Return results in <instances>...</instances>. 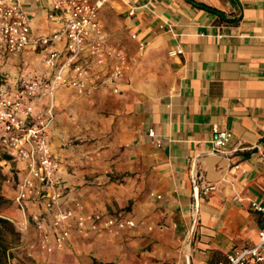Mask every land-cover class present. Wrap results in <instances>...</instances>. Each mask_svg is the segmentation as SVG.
Segmentation results:
<instances>
[{
	"label": "crops",
	"instance_id": "1",
	"mask_svg": "<svg viewBox=\"0 0 264 264\" xmlns=\"http://www.w3.org/2000/svg\"><path fill=\"white\" fill-rule=\"evenodd\" d=\"M3 1L25 11L33 36L57 26L47 16L52 0ZM106 2L114 27L100 18ZM103 3L99 19L110 45L131 58L130 68L118 92L58 91L50 145L62 207L76 200L79 212L138 224L118 235L74 234L36 261L226 264L227 254L257 243L264 225V214L250 207L264 203V0ZM42 69L31 46L0 54L6 84ZM63 103L68 112L59 111ZM214 128L232 133L231 151H211ZM70 138L80 141L64 147ZM197 175L214 189L203 194Z\"/></svg>",
	"mask_w": 264,
	"mask_h": 264
},
{
	"label": "built area",
	"instance_id": "2",
	"mask_svg": "<svg viewBox=\"0 0 264 264\" xmlns=\"http://www.w3.org/2000/svg\"><path fill=\"white\" fill-rule=\"evenodd\" d=\"M102 5L103 0H52L47 16L56 28L49 35L33 36L25 11L0 0V54L17 55L31 46L43 63L39 73L16 77L10 84L0 79V153H12L8 154L10 159L0 161V166L17 163L12 200L22 216L19 229L33 225L45 252L66 247L74 234L106 231L118 235L138 224L132 218L79 212L76 200L71 206L62 207L66 196L56 180L59 162L50 145L58 91L71 89L79 96L99 89L118 92L117 83L130 68L131 58L110 45L99 19ZM132 13L130 10L129 14ZM178 52L180 49L176 48L169 53ZM231 139L230 131L214 128L211 151H231ZM9 173L13 179L12 172ZM194 183L202 185L203 194L214 189V185L203 184L200 175L194 177ZM31 205L38 210L29 212ZM250 207L264 214V203L250 201ZM226 264H264V225L258 232L257 243L227 254Z\"/></svg>",
	"mask_w": 264,
	"mask_h": 264
},
{
	"label": "rangeland",
	"instance_id": "3",
	"mask_svg": "<svg viewBox=\"0 0 264 264\" xmlns=\"http://www.w3.org/2000/svg\"><path fill=\"white\" fill-rule=\"evenodd\" d=\"M108 4L106 2L102 7L100 18L102 22L104 21V23L108 24L106 27H114V11L111 7H106ZM59 107V111L68 112L65 103L60 104ZM63 127H66V123H64ZM79 141L78 138H70L64 147L69 144H77ZM8 151V154H12L11 150ZM16 168L17 163L14 161L5 164L4 167L0 166V217L6 219L9 223L1 225V239L6 247L5 264H39L36 261L37 257L49 255L54 251H43L40 245V238L33 225L30 224L26 230L19 229L18 212L12 200L17 182V176L14 173ZM9 171L12 172L13 179ZM8 178L10 181H7Z\"/></svg>",
	"mask_w": 264,
	"mask_h": 264
},
{
	"label": "trees",
	"instance_id": "4",
	"mask_svg": "<svg viewBox=\"0 0 264 264\" xmlns=\"http://www.w3.org/2000/svg\"><path fill=\"white\" fill-rule=\"evenodd\" d=\"M10 156L6 153H0V161L1 160H8ZM9 224L8 221L4 218L0 217V264H5V257H6V247L2 243L1 239V225Z\"/></svg>",
	"mask_w": 264,
	"mask_h": 264
}]
</instances>
